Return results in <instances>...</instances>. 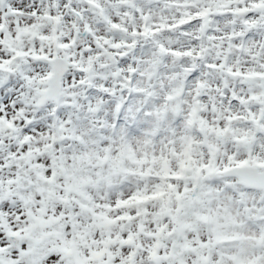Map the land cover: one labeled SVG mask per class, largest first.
Here are the masks:
<instances>
[{
    "label": "snow or ice",
    "instance_id": "6c2138e0",
    "mask_svg": "<svg viewBox=\"0 0 264 264\" xmlns=\"http://www.w3.org/2000/svg\"><path fill=\"white\" fill-rule=\"evenodd\" d=\"M0 264H264V0H0Z\"/></svg>",
    "mask_w": 264,
    "mask_h": 264
}]
</instances>
